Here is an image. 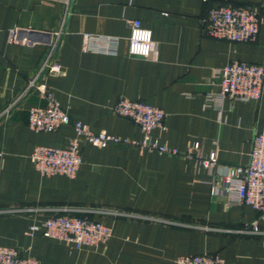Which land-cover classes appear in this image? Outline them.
I'll list each match as a JSON object with an SVG mask.
<instances>
[{
    "label": "crops",
    "instance_id": "obj_1",
    "mask_svg": "<svg viewBox=\"0 0 264 264\" xmlns=\"http://www.w3.org/2000/svg\"><path fill=\"white\" fill-rule=\"evenodd\" d=\"M262 0H72L58 52L62 74L46 75L52 93L72 122L93 132L142 141L130 120L114 113L122 99L144 100L166 113V130H155L160 144L178 156L110 145H81L82 165L75 179L42 176L31 162L38 146L66 148L73 124L52 134L28 126L29 110L45 106L38 91H26L60 29L62 0H0V244L40 264H174L182 256L217 254L226 264H264V238L239 236L259 219L250 207L229 206L213 194L214 173L196 166L186 154L215 153L218 163L246 166L255 133L264 126L260 102L224 101L223 121L208 107L221 91L217 72L228 63L264 64V8L258 39L237 44L204 36L211 8L259 6ZM139 20L153 33L150 59L129 53L131 23ZM18 41L10 42V32ZM117 38L116 54L85 52L83 37ZM194 155L197 151H193ZM92 211L89 216L112 227L111 240L98 248L77 249L65 242L30 235V228L51 216L49 210ZM121 212L131 216H116ZM264 229V222L261 223Z\"/></svg>",
    "mask_w": 264,
    "mask_h": 264
},
{
    "label": "built area",
    "instance_id": "obj_2",
    "mask_svg": "<svg viewBox=\"0 0 264 264\" xmlns=\"http://www.w3.org/2000/svg\"><path fill=\"white\" fill-rule=\"evenodd\" d=\"M65 13L60 29L52 34L48 44V52L37 73L29 82L24 94L5 112L9 113L29 91L36 90L46 101L45 106H34L29 110L28 126L36 133L52 134L63 126L73 124L75 137L66 148L38 146L31 155V162L36 170L45 177L55 175L75 179L80 171L83 159L81 145L88 143L97 148L105 149L110 145L134 147L141 152L159 155L178 156L176 148L162 145L153 138L155 130H166V113L144 100L122 98L114 108V113L130 120L138 126L143 134L142 141L112 135L107 132H93L82 122H72L69 114L54 99L52 93L42 86L46 75L62 74L58 62V52L64 36L67 19L71 14L72 0H62ZM264 8V0L259 6H234L231 4L213 7L208 12L203 34L216 40L237 44H252L258 39L262 20L260 9ZM18 31L10 32V42L18 41ZM119 40L117 38L96 37L85 34L83 50L102 54H116ZM153 33L145 28L141 21L131 23L129 53L132 57L150 59L153 54ZM221 79V91L210 95L208 107L218 113L219 121H223L224 101L260 102L264 94V64L253 65L243 62L228 63L217 72ZM193 151H197L194 155ZM193 158L196 166L214 173L213 194L224 195L229 206L240 205L250 207L259 214L252 224L238 230H227L239 236H261L264 238V126L255 133L249 162L246 166H226L218 163L216 154L203 157L200 145L195 144L186 154ZM27 210H0V214H22ZM51 216L40 224L30 228V235L42 233L45 238L55 239L77 249L98 248L107 244L113 237V229L104 223L92 219V211L73 210L68 208L49 210ZM116 216H131L121 212H108ZM0 264H40L32 257L22 255L18 250L0 244ZM174 264H226L225 259L217 254L182 256Z\"/></svg>",
    "mask_w": 264,
    "mask_h": 264
}]
</instances>
